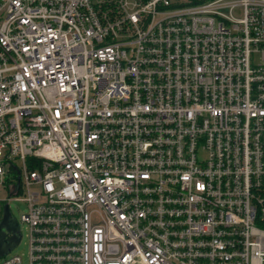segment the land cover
Masks as SVG:
<instances>
[{
  "label": "built area",
  "instance_id": "1",
  "mask_svg": "<svg viewBox=\"0 0 264 264\" xmlns=\"http://www.w3.org/2000/svg\"><path fill=\"white\" fill-rule=\"evenodd\" d=\"M0 188L29 264H264V0H0Z\"/></svg>",
  "mask_w": 264,
  "mask_h": 264
},
{
  "label": "water",
  "instance_id": "2",
  "mask_svg": "<svg viewBox=\"0 0 264 264\" xmlns=\"http://www.w3.org/2000/svg\"><path fill=\"white\" fill-rule=\"evenodd\" d=\"M20 240L19 223L12 215L9 206L4 204L0 219V258L7 255L13 247L19 244Z\"/></svg>",
  "mask_w": 264,
  "mask_h": 264
},
{
  "label": "rangeland",
  "instance_id": "3",
  "mask_svg": "<svg viewBox=\"0 0 264 264\" xmlns=\"http://www.w3.org/2000/svg\"><path fill=\"white\" fill-rule=\"evenodd\" d=\"M9 199V208L12 215L20 220L21 213L25 212L26 204L23 201L17 200L14 196H9L8 192L4 189L0 188V199ZM19 229L21 232V240L19 244L11 249V251L7 255H19L22 260V264H29V256H28V239L26 236V229L23 224L19 225ZM1 259V258H0Z\"/></svg>",
  "mask_w": 264,
  "mask_h": 264
},
{
  "label": "trees",
  "instance_id": "4",
  "mask_svg": "<svg viewBox=\"0 0 264 264\" xmlns=\"http://www.w3.org/2000/svg\"><path fill=\"white\" fill-rule=\"evenodd\" d=\"M263 226H264V224H263Z\"/></svg>",
  "mask_w": 264,
  "mask_h": 264
}]
</instances>
